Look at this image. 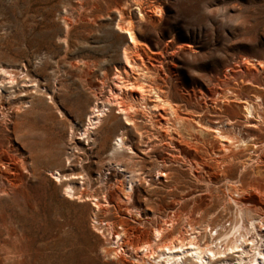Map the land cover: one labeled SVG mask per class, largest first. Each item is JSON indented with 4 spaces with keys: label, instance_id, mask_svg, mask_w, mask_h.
Listing matches in <instances>:
<instances>
[{
    "label": "rangeland",
    "instance_id": "rangeland-1",
    "mask_svg": "<svg viewBox=\"0 0 264 264\" xmlns=\"http://www.w3.org/2000/svg\"><path fill=\"white\" fill-rule=\"evenodd\" d=\"M141 1L148 14L139 27L140 16L134 0H0V68L7 64L13 65L9 68H19L18 65L26 63L40 88L37 91L36 83L29 78L26 84L20 82L17 92L9 97L15 109L10 110L6 123L0 118L4 147L0 150L5 162L3 166L0 161V171L13 181L9 190L0 193V264H150L140 257L149 244L153 224L156 220L166 221V216L146 218L144 212L141 216L130 215L114 201L110 206L112 216L101 214L102 223L96 227L92 219L93 201L86 204L68 198L65 186L50 174L52 169L69 174L73 166L75 173H82L65 176L64 181L89 179L93 190H104L102 177L110 175L106 169L107 150L116 142L118 125L114 123V130L107 129L106 124L92 128V136L101 143L93 149L92 140L88 141L82 133L92 104L104 98L113 99L115 94L109 88L121 81L115 72L123 71L124 49L129 44L127 33L116 23L121 10L132 13L136 20L141 54L131 48L129 54L141 66L149 67L144 76L146 82H158L170 91L175 101L192 105L195 112H205L203 115L211 120L232 118L236 126L245 125L242 106L247 99L264 114V67L257 65L264 62V0ZM154 7L160 8V12L154 13ZM66 19L70 30L66 28ZM128 69L129 76L143 71ZM24 87L28 92H19ZM133 89L141 90L134 86ZM234 92L240 98L233 96ZM6 94L9 96L8 91ZM202 94L207 95L206 99ZM222 94L229 97H220L219 102L226 104L224 99H227L233 107L223 111L206 109L205 102L212 103L210 97ZM22 102L24 108L19 110ZM138 111L137 123L142 129H149L148 111L143 106ZM114 113L124 122L120 110L114 108ZM260 133L264 140V126ZM131 135L136 145L132 153L135 160L130 165L138 172L143 164L150 167L154 159L145 156L142 150L145 146L139 143L138 133L133 130ZM248 135L249 132H244V136ZM168 151L173 150L163 149L158 156L166 152L169 155ZM188 155L201 160L203 152L191 150ZM22 157L38 169L37 175L32 176L23 168ZM128 158L126 154L125 159ZM173 162L170 163L177 172L173 178L181 180L177 188L168 193L159 186V181L141 188L142 193L148 188L162 191L161 208L175 209L177 227L169 228L167 240L183 232L181 225L186 222L203 227L212 217L214 224L225 219L230 226L228 218L235 220L240 214L227 187L229 183L240 184L241 177L243 187L239 186V196L262 209L246 206L244 212L248 218L253 217L256 230L260 231L264 203L260 206L259 202L264 200V176L259 178L261 185L249 191L253 173L242 175L239 165L232 167L230 180L225 182L215 166L200 165L190 171L182 161ZM234 192L232 189L231 194L235 195ZM183 196L187 200L198 198L200 209L193 216H190V200L176 202V198ZM144 207L147 208L145 204ZM107 217L113 218L115 228L121 232V247L115 244L111 229L108 231L109 227L105 226ZM235 255L231 253L229 259L234 261Z\"/></svg>",
    "mask_w": 264,
    "mask_h": 264
},
{
    "label": "bare ground",
    "instance_id": "bare-ground-1",
    "mask_svg": "<svg viewBox=\"0 0 264 264\" xmlns=\"http://www.w3.org/2000/svg\"><path fill=\"white\" fill-rule=\"evenodd\" d=\"M134 1H136V7L138 9L137 14L139 13L140 16L139 20H137V25L141 27L140 22L145 19L148 12L144 10L145 8L141 0ZM122 8L125 7L123 6ZM154 8V13L160 12V8ZM123 11L125 10L120 11V18L117 19L116 23L121 31L127 33V42L131 47L127 44L124 49L125 65L123 71L116 69L115 72L116 77L121 81H119V83L115 82V84L109 88L110 91L115 94L113 99L104 98L103 100L101 99L102 101L98 100L92 104L88 112L85 131L82 133L88 141L92 140L93 144L91 149H93L94 146L100 145L101 143L99 144V141L92 136V128L98 126L101 128L102 124H106L107 129L114 130V123L118 125L119 131L117 130V126L116 130L119 133L116 134V142L111 145V149L107 150L109 164L106 169L110 175L105 174L102 177V182H104L103 184L105 186L104 190L96 189L100 190L99 192L93 190L89 184V179L83 180L84 182L75 179L64 181L65 176L73 177L75 174L82 173L81 171H79L80 173H75L73 166L69 168V174L60 172L59 170L53 172V169L50 171V174L55 178L57 183H61L65 186L64 190L68 198L77 199L86 204L90 200L93 201V207H91L93 214L92 219L96 227L97 224L102 223L101 214L104 216H112L110 206L114 201L117 206H123L124 210L130 215L135 214L136 216H141V213L144 212L146 218L166 216V221L161 218L162 220H156L153 224V232L151 235H148L150 239L149 244L146 247V251L141 254L140 259L148 261L150 264H264V243H260L261 241L264 242V232L262 233V230H264L262 227L264 226V216L263 214L261 215L262 217L259 220V226L261 228L260 231H258L256 230L257 226L255 220L252 219L253 217L248 218L244 212L246 206L255 207L259 211L262 209L256 205L247 203L239 196V194H241L239 190L243 187V179L241 176L240 184L235 185L234 183H229L228 187L230 188L227 187L228 191H230L229 196L235 202L240 214L235 220L233 217L231 220L228 218V220L231 221L230 226L227 225L225 219L214 224L215 219L212 217H209V222L203 227H201L202 224L197 225L192 222H186L181 225L184 231H179L178 234L170 240H167L170 235V231H168L169 228L175 230L177 227L176 219L178 218L175 209H173V211H167L161 208L159 199L160 196L163 195L162 191L148 188L146 193L141 192V188L145 187L147 183L148 187H151L153 183L157 181L161 184L159 186L166 189L168 193H170L173 188H177L181 180L173 178L174 175L177 174L176 169L172 166V163H170L173 161H182L184 164L188 165L187 168H189L190 171L199 168L200 165L215 166L214 168L219 170V175L225 182L230 180L229 174L232 167L239 165L242 175L250 171L253 173V177L249 182L250 188L248 190L250 191L260 186L261 183L259 184V178L261 175L264 176V168H261L262 162L264 161V140L261 139L262 136L260 135L262 126H264V114H261L263 112L260 111L259 113L254 105L255 103L253 104L250 100L248 101V99L245 100L246 104L242 106L245 111V125L240 124L241 127L240 125L238 127L232 118L226 117L227 120H223L218 117L219 120L217 121L211 120L206 115H203L205 113L204 111L203 114L197 113L191 108L192 105H181V103L175 101L173 97H171L170 91L162 87L158 82H146L144 76H147L146 73L149 71V67H143L145 64L141 66L136 60H133L129 54V48L133 49L136 54H141L138 49L139 40L137 39L136 28L138 27L135 24L136 20L134 21V15L132 13ZM135 16L137 15L135 14ZM126 19H128V22ZM67 20L68 19H66V28H69L71 25L68 24L69 22ZM257 65L264 67V62L259 61ZM10 66L13 65L7 64V66H2L0 68V118H2L5 123L10 118V110L12 109L13 112L15 109L14 106H16L9 103V97L12 96V93L17 92L20 82L24 81L26 84L27 78H29L30 81L36 83L37 86L35 89L40 91L38 79L34 74H31L26 63L18 65L20 66L19 68H9ZM128 67L132 70L138 68L143 71H139L142 73H138V75L129 76L130 70ZM24 69H26V71ZM124 73L127 74V76L125 75L127 78L122 76ZM129 85H132V88H129ZM133 86L141 88L142 92H140L141 90L138 91L137 89H133ZM7 91L9 96L6 94ZM24 91L28 92V88L24 87L19 90V92ZM233 96L240 98L238 93L235 92ZM202 97L206 99L207 95L202 94ZM220 97L228 98L229 96L222 94L216 97H210L212 103L208 104L206 101V109L212 108L213 110L220 109L223 111L233 107V105L227 103V99H224V101H226L224 103L226 104H221L219 102V100H221ZM126 98H128V100ZM23 103L24 102L18 105L19 110L22 107L24 108V106H22ZM142 106L144 110L148 111L147 119L151 126L149 129H142L135 118L137 117L136 112H139L138 109ZM114 108L120 110L124 116V122L120 121L121 119L116 116L115 113L113 114ZM133 130L140 136L139 143H143L145 146L142 149L145 156L148 155L154 159L150 167H146L143 164L140 169H138V172L130 165V163L135 160L132 154L135 148L134 145H136L132 142L131 133ZM244 132H249V135L247 137L244 136ZM211 137L213 140L210 139ZM1 146L3 147L2 136H0V147ZM218 146H220L219 150ZM162 148H169L173 151H168L170 153L169 155H166V152L165 155L158 156L159 151L163 150ZM191 150L203 152L201 160L195 157V155L191 158L190 155H188V152ZM245 151H247L246 154L244 153ZM3 154L4 153L0 150V161L4 159ZM126 154L129 155V160L125 159ZM244 156L249 157L247 159H242ZM143 158L141 162H144ZM20 161L23 168L29 174L32 176L37 175L38 169L31 164V161H28L24 157H22ZM211 162H213V164ZM2 163L3 166H5V162L3 161ZM117 166L121 168V171ZM10 169L12 168L10 167ZM9 171L12 173L14 172L12 170ZM157 175L160 177L154 179ZM162 176H164V178H162ZM196 176L197 178H195L198 179L199 176ZM5 180H7V182ZM12 184L13 181L10 177L0 171V193L6 192L8 188L12 187ZM232 189L235 190V195L231 194ZM236 195L239 197H235ZM175 200L178 203L190 200L192 204L190 216H193L194 211H199L200 209V205L198 204L199 201L196 197H190L189 200H187L186 197L183 196L181 199L176 198ZM263 203L264 200L259 202V205L262 206ZM144 204L151 210V213L144 207ZM106 220L105 226L107 225L109 227L107 230L109 231V229H111L112 238L116 240L115 244L121 247L120 241L123 238L121 237L120 230L115 228V221L112 217H107ZM248 246L250 247L248 248ZM231 253H233V255L237 254L235 255L234 261L229 259Z\"/></svg>",
    "mask_w": 264,
    "mask_h": 264
}]
</instances>
